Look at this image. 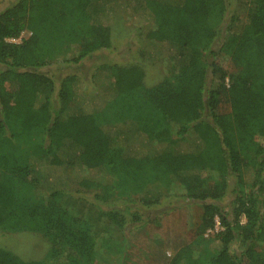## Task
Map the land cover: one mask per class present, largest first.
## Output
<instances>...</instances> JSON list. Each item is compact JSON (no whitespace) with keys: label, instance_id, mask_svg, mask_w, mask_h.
Instances as JSON below:
<instances>
[{"label":"trees","instance_id":"16d2710c","mask_svg":"<svg viewBox=\"0 0 264 264\" xmlns=\"http://www.w3.org/2000/svg\"><path fill=\"white\" fill-rule=\"evenodd\" d=\"M248 1L245 23L227 0H16L2 8L0 226L41 235L53 264H93L91 220L64 205L77 198L71 187L93 189L99 219L122 231L157 224L148 212L178 193L201 203L200 240L214 251L206 257L193 247L201 241L190 242L166 264H264V0ZM115 17L145 22L140 61L108 65L100 93L86 96L74 72H41L110 48ZM23 31L20 42L7 40ZM159 61L169 71L146 87L143 64ZM0 264L48 263L0 247Z\"/></svg>","mask_w":264,"mask_h":264},{"label":"rangeland","instance_id":"374dc122","mask_svg":"<svg viewBox=\"0 0 264 264\" xmlns=\"http://www.w3.org/2000/svg\"><path fill=\"white\" fill-rule=\"evenodd\" d=\"M16 0H0V10ZM229 10L236 15L237 23L248 21L251 12V3L248 0H227ZM145 22L126 24L121 17H115L109 24L111 46L94 52L91 56L81 60L79 63L59 61L42 71L50 73L58 79L67 73L74 72L79 76L80 86L86 96H95L102 91L99 80L108 76L107 66L113 63L125 64L140 61L138 48L143 39L141 32L145 28ZM226 31L222 29L220 36L215 42L216 50L220 40ZM29 35L23 31L16 38L7 39L11 42H20ZM68 58L74 54V49L66 51ZM61 57V54L59 55ZM217 59L228 71L232 65L228 57L217 56ZM169 64L166 61L156 63L145 62L143 64V83L151 87L166 76L169 71ZM49 74V75H50ZM71 192L77 198H64V205L82 218L91 220L95 231V241L98 245L96 258L93 264H166L169 257L181 246L190 242L201 241L198 225L201 221L202 205L195 200H187L184 197L174 196L162 200L148 213L156 215L158 223H146L142 226H126L123 231L117 225L99 219L97 207L99 203L95 199L93 189H85L74 185ZM180 192V191H176ZM230 194L225 195L221 204L226 207ZM103 209L108 208L105 204ZM99 222H102L99 224ZM5 226H0V247L4 248L25 260L43 259L48 264L56 261L50 255V244L41 235L29 230L12 231ZM206 231L201 237H206ZM126 234L127 240L122 237ZM126 242V243H125ZM202 252L206 257L214 251L213 246H207L202 241L193 246Z\"/></svg>","mask_w":264,"mask_h":264}]
</instances>
